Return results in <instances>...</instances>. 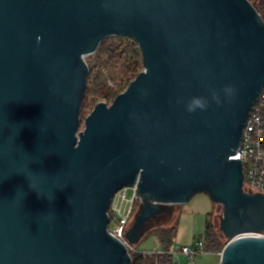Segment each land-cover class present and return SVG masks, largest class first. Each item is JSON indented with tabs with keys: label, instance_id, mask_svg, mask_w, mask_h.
Instances as JSON below:
<instances>
[{
	"label": "water",
	"instance_id": "1",
	"mask_svg": "<svg viewBox=\"0 0 264 264\" xmlns=\"http://www.w3.org/2000/svg\"><path fill=\"white\" fill-rule=\"evenodd\" d=\"M111 36L138 44L144 70L82 127L86 57ZM263 87L250 0H0V264H132L109 209L134 185L131 243L162 205L206 193L223 206L220 263L264 264L263 238L233 240L264 232V194L232 158ZM194 96L209 107L189 113Z\"/></svg>",
	"mask_w": 264,
	"mask_h": 264
},
{
	"label": "built area",
	"instance_id": "2",
	"mask_svg": "<svg viewBox=\"0 0 264 264\" xmlns=\"http://www.w3.org/2000/svg\"><path fill=\"white\" fill-rule=\"evenodd\" d=\"M110 84L113 85L111 81ZM232 158L241 161L244 175V191L251 194H264V87L246 122L240 142V148L238 149L237 154ZM130 190L131 195H129ZM138 201L141 203L137 185L125 187L115 194L109 209V226L111 223H114V227L112 229L109 227V231L126 245L131 258L132 255L135 254L143 259L161 254L172 255L173 259H175L176 256L183 255L186 257L185 264H196L197 257L200 254L209 253L204 250L205 243L203 240L196 242L195 245L174 246L167 251L161 246L158 237H154L158 244L157 248L151 250H139L137 246L138 243L133 244L126 237L128 230L138 214L135 208ZM245 237H259L264 239V232L238 235L233 240ZM218 254L221 258L222 252ZM173 264L182 263L173 260Z\"/></svg>",
	"mask_w": 264,
	"mask_h": 264
},
{
	"label": "rangeland",
	"instance_id": "3",
	"mask_svg": "<svg viewBox=\"0 0 264 264\" xmlns=\"http://www.w3.org/2000/svg\"><path fill=\"white\" fill-rule=\"evenodd\" d=\"M108 38L109 39L106 38L107 41L97 49V51L100 49L101 52H98L96 54V51L94 54L86 57V62L95 66V64L99 63V60H104L105 62L112 61L115 64L111 66L108 62L109 69L107 68L104 71L106 75L112 74V76L117 77L122 61L120 57L116 56L115 51H112L111 49L116 46L118 48H124L128 44L132 45V47L134 48L135 45L131 40H124L113 36H111V38ZM98 56L103 59H98ZM140 60L141 68H139V70L141 72L144 70L142 53H140ZM94 69L96 71L97 67H95ZM131 82L130 80L126 81V88L124 89V91L127 89ZM117 96L104 100L95 99L91 95L87 97L86 102L87 104H89V106L87 108L81 109L82 126H84L86 117L91 113V111L98 103L106 102L108 104H111ZM129 195H131V190L129 192ZM139 206L141 208V203ZM159 215L160 218L158 217ZM222 215L223 206L214 203L206 193H198L194 195L189 202L181 205H162L160 207L158 215L153 218L144 228V233L142 234L140 239L141 241L137 246L139 250H151L157 248L158 244L156 243V240L154 238L155 230H151V232L147 234L148 230H150L154 226L171 225L175 223L176 220H178V223L176 232L172 237V247L180 245H195L196 242L202 239L205 240L207 225L209 223L213 225L215 231H217L228 243L229 240L223 235L220 230ZM109 227L112 229L114 227V223H111ZM174 260L175 262H181L182 264L186 263V257L183 255L176 256ZM220 261L221 259H219L217 255L210 252L200 254L197 257L196 264H220Z\"/></svg>",
	"mask_w": 264,
	"mask_h": 264
},
{
	"label": "trees",
	"instance_id": "4",
	"mask_svg": "<svg viewBox=\"0 0 264 264\" xmlns=\"http://www.w3.org/2000/svg\"><path fill=\"white\" fill-rule=\"evenodd\" d=\"M256 6L258 11L261 13L262 18L264 20V0H250ZM116 38L124 39V40H131L134 43V48L132 45H126L124 48L113 47L112 51H115L116 56L121 58L122 63L120 64V69L118 71V76H112V74L105 73V69H109L108 62L111 66L115 63L112 61H104L99 60V63L94 65H89V78L87 87L84 93V98L82 102V108H87L89 104H87L86 99L90 95L95 99H110L121 92L124 91L126 88L125 83L126 81L134 80L137 75L139 74L141 68V60H140V53L141 50L138 44L130 37L127 36H113ZM111 38V37H110ZM109 39V38H107ZM107 39L103 40L100 44L103 45ZM101 52L100 49L96 52ZM98 59H103L98 56ZM111 62V63H110ZM95 67L97 70L95 71ZM116 67V66H115ZM112 81L113 85L109 83ZM83 127V126H82ZM140 201H138L135 205L136 211H139L140 208ZM160 218V215L158 216ZM178 220L175 223L167 226H154L150 230H148L147 234L155 230V237H158L161 243V246L165 250H170L172 248V237L173 234L176 232ZM204 240V239H202ZM204 250L206 252L211 253H221L224 247L226 246L227 241L223 239V237L215 231L213 225L209 223L207 225L206 236L204 240ZM133 263L132 264H173V257L169 254H161V255H154L152 257H148L143 259L138 255H132Z\"/></svg>",
	"mask_w": 264,
	"mask_h": 264
},
{
	"label": "clouds",
	"instance_id": "5",
	"mask_svg": "<svg viewBox=\"0 0 264 264\" xmlns=\"http://www.w3.org/2000/svg\"><path fill=\"white\" fill-rule=\"evenodd\" d=\"M224 93L230 98L232 93H233V89L231 86H225L223 89ZM212 101H214L217 105L221 104L223 101L220 98L219 93L216 90H212ZM209 107V101L206 97H202V96H194L192 97L188 103L185 105L186 110L189 113H194L196 112L198 109L199 110H206Z\"/></svg>",
	"mask_w": 264,
	"mask_h": 264
},
{
	"label": "crops",
	"instance_id": "6",
	"mask_svg": "<svg viewBox=\"0 0 264 264\" xmlns=\"http://www.w3.org/2000/svg\"><path fill=\"white\" fill-rule=\"evenodd\" d=\"M214 254L217 255L219 259H221V258H220V255H219L218 253H214Z\"/></svg>",
	"mask_w": 264,
	"mask_h": 264
}]
</instances>
